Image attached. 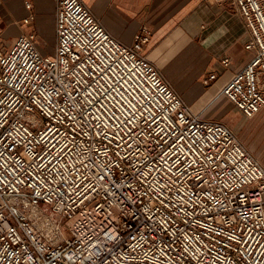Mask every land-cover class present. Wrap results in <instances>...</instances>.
<instances>
[{"label":"snow or ice","instance_id":"obj_1","mask_svg":"<svg viewBox=\"0 0 264 264\" xmlns=\"http://www.w3.org/2000/svg\"><path fill=\"white\" fill-rule=\"evenodd\" d=\"M98 39L94 33L77 38L79 47L66 41L75 51L63 61L66 67L57 77L39 68V75L30 79L37 64L9 68V61L0 57V75L7 72L5 81L10 80L11 90L16 95L25 90L26 107L35 106L47 119V123L41 119L21 125L20 138L16 126L8 123L7 104L0 113V224L7 221L4 213L13 210L7 207L10 201L27 207L25 201L43 204L47 198V208L37 215H46L57 203L62 208L70 203L73 215L79 213L77 230L86 247L92 244L90 238L99 240L101 235L110 242L96 246L87 264H180L185 258L189 264H206L205 254L191 245L186 244L175 258L167 251L182 236L188 238L179 230L169 232L173 210L182 212L181 203L202 202L201 219L214 204L219 209L216 214L223 213L219 221L212 217L219 232L230 231L229 242L248 255L249 248L260 250L254 261L264 264V166L252 170L246 167L251 161L241 162L219 142L186 135V126L177 122L172 106L163 102L157 89L145 87L147 82L135 66L113 56ZM31 114L26 112L25 117ZM233 187L243 200H232L237 208L225 211ZM137 201L145 209L143 220L134 233L123 232L124 209ZM59 215L66 219L63 211ZM234 221L243 223L244 230H239L240 223L233 228ZM20 259H25L23 252ZM208 260L219 264L218 258Z\"/></svg>","mask_w":264,"mask_h":264},{"label":"built area","instance_id":"obj_2","mask_svg":"<svg viewBox=\"0 0 264 264\" xmlns=\"http://www.w3.org/2000/svg\"><path fill=\"white\" fill-rule=\"evenodd\" d=\"M217 5L223 6L229 0H208ZM238 11L243 15L250 39L245 44V48L253 53L252 59L239 72H237L230 82L223 89V93L232 101V103L247 117L253 118L261 111H264V0H231ZM28 7L31 4L28 3ZM32 16L26 18L25 23H29ZM90 33L99 38L98 43L109 50L113 56H120L130 67L135 69L144 77L147 82L145 87L151 85L157 89L165 104L172 106V111L176 120L181 126H186L185 134L194 135L196 138L208 137V140H215L222 144L231 153L233 157L241 162L251 161L246 167L252 170H258L263 163L257 159L251 151L245 146L238 135L226 123L219 120L204 119L200 113L194 112L187 102L183 99L176 88L165 77L163 72L153 63L144 53V46L150 41L151 29L144 27L135 36L134 43L128 45L120 41L105 27L102 21L94 14L91 8L83 0H57L56 5V45L54 54H43L37 46V35L34 32H26L17 37L14 43L7 49L0 48V57L9 61V68L14 64H19L26 69L32 64H37L38 69L30 75V79L39 75V68H43L51 77H57L63 72L66 65L63 61L70 60L75 51V41L77 38L83 39ZM66 41H72L74 48H69ZM67 48L64 52L62 49ZM59 58V62H58ZM51 62V66H49ZM225 64L228 59H224ZM5 75H0V81H4V87H0V113L6 111L5 104L11 109L9 125H15L17 132L21 133L23 138V127H27L28 121L37 122L44 119L35 106H27L28 100L24 95L25 90H21L20 95H16L11 90V82L5 81ZM13 75H16L13 72ZM216 74H211L204 80L208 84ZM23 77L21 76V79ZM53 83L55 81H52ZM33 99H36L34 96ZM46 113L47 109L43 108ZM31 115L25 117L26 112ZM3 121L0 120V124ZM5 127H8L5 125ZM12 132L11 128H8ZM29 132H32L29 129ZM35 135V133H32ZM12 132V136H16ZM207 140L204 141L207 144ZM23 152V149H21ZM135 162V161H133ZM0 163H3L0 160ZM243 171V170H242ZM119 173H117L118 175ZM247 176V172L244 173ZM240 182H237L239 184ZM255 184V181H253ZM190 191V190H189ZM203 196V193H200ZM230 200L226 204L225 211H231L237 208L232 200H243V195L233 187L229 193ZM196 197H193V201ZM47 198L45 203L41 204L37 200L36 204H27V207H21L19 201L12 200L7 207L13 209L11 212L4 213L7 221L0 224L4 231L0 232V264H50L51 260H56L57 264H87L88 257L94 252L96 246H102L110 243L103 235L99 240L94 237L92 244L85 246L79 227V213L75 216L71 204L62 208L58 203L55 208H48L47 214H39L40 209L47 208ZM39 205V209H37ZM182 212L173 210V224L169 229L170 233L179 230L180 233H187L188 238L181 237L180 241L172 244L169 251V257L175 258L186 244L191 245L205 254L206 264H209V256L218 258L219 264H240L242 260H247L248 264H259L254 258L259 257L260 250L253 252L251 248L248 255L242 249L230 243L228 236L232 233L226 229L224 234L219 232L216 224L213 222V216L216 221L220 220L223 213L212 204V211L204 219H201L205 205L201 203H181L179 205ZM2 211V209H0ZM63 211L66 219H61L59 213ZM144 207L137 201L134 205H128L124 209V216L120 219L121 230L123 232L132 231L140 225L143 220ZM161 213L157 212V218ZM231 220V217H225ZM99 224V220L96 222ZM237 223L233 222L235 228ZM199 227V231H196ZM251 227V225H249ZM31 229V231H29ZM210 229H212L210 231ZM239 230H244L243 223H240ZM95 235V229H93ZM141 231L143 228L141 227ZM194 237V238H193ZM164 241L169 242V237L164 236ZM107 251V249H104ZM191 254V248H190ZM21 252L25 254V259L21 260ZM64 260L61 261L60 257ZM7 257V258H5ZM171 264V261H170ZM180 264H189L187 258L181 259Z\"/></svg>","mask_w":264,"mask_h":264},{"label":"crops","instance_id":"obj_3","mask_svg":"<svg viewBox=\"0 0 264 264\" xmlns=\"http://www.w3.org/2000/svg\"><path fill=\"white\" fill-rule=\"evenodd\" d=\"M83 1L125 44L132 45L142 28H150L145 55L194 112L229 127L231 117L247 118L223 93L253 57L245 48L250 39L245 19L231 0L223 6L208 0ZM56 5L57 0H0V48L7 49L19 35L34 32L39 50L50 54L46 47L56 42ZM213 73L216 77L206 84Z\"/></svg>","mask_w":264,"mask_h":264},{"label":"rangeland","instance_id":"obj_4","mask_svg":"<svg viewBox=\"0 0 264 264\" xmlns=\"http://www.w3.org/2000/svg\"><path fill=\"white\" fill-rule=\"evenodd\" d=\"M56 42L53 41L50 46V54L55 52ZM233 125L230 127L242 140L251 153L259 159L264 165V111L259 116L253 118L231 117Z\"/></svg>","mask_w":264,"mask_h":264}]
</instances>
